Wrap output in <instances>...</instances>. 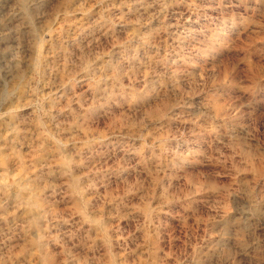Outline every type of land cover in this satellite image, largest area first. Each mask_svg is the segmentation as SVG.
I'll use <instances>...</instances> for the list:
<instances>
[{
	"label": "rangeland",
	"instance_id": "rangeland-1",
	"mask_svg": "<svg viewBox=\"0 0 264 264\" xmlns=\"http://www.w3.org/2000/svg\"><path fill=\"white\" fill-rule=\"evenodd\" d=\"M0 264H264V0H0Z\"/></svg>",
	"mask_w": 264,
	"mask_h": 264
},
{
	"label": "bare ground",
	"instance_id": "bare-ground-1",
	"mask_svg": "<svg viewBox=\"0 0 264 264\" xmlns=\"http://www.w3.org/2000/svg\"><path fill=\"white\" fill-rule=\"evenodd\" d=\"M68 166H69V165H68ZM72 179H73V178H72ZM18 180H19V179H18ZM75 181H76V180H75ZM75 181H74V182H75ZM71 182H72V181H71ZM74 182H73V183H74ZM74 184H75V183H74ZM72 185H73V184H72ZM71 188H72V187H71ZM77 190H78V189H77Z\"/></svg>",
	"mask_w": 264,
	"mask_h": 264
}]
</instances>
